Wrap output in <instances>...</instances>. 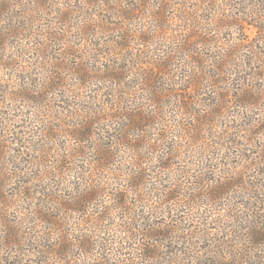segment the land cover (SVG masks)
Returning a JSON list of instances; mask_svg holds the SVG:
<instances>
[{
    "label": "trees",
    "instance_id": "trees-1",
    "mask_svg": "<svg viewBox=\"0 0 264 264\" xmlns=\"http://www.w3.org/2000/svg\"><path fill=\"white\" fill-rule=\"evenodd\" d=\"M24 1L26 0H6L5 2L8 3H0V21L3 18L4 21H11L5 26H0V67H4L6 71L16 69L20 72H30L31 75L39 73L40 80H43L39 70H43L50 61V56L45 57L44 55L45 42H42L40 48L32 46V48L25 49L24 54L18 51L12 55L7 54V44H13L10 41L23 38L25 34L32 36L33 39L40 36L55 43L65 42L68 33L66 28L62 32L57 31V28L56 31L45 30L46 32L42 36L39 32H31L29 24L34 22H39V25L49 24L44 21L49 22L47 17L53 13L59 14L57 20L69 21L71 19L70 11H77L79 14L82 9L69 12L63 9L54 10L53 3L55 1L53 0H31L36 6L28 9L20 8L14 11L13 8H10L11 6L22 7L25 5ZM199 1L200 3L196 5L192 13L199 15L197 13L207 11L212 14L210 17L185 16L187 15L186 8L189 7L187 0H82L87 8L97 6L106 8L108 12H116L121 20L116 27L111 25L112 22L97 26L96 38H102V40L92 43L95 57L96 55L102 58L106 57L111 61L116 51L122 50V48L124 50L134 48L131 45L135 41L146 48H151L149 45L151 46L154 39L160 42L157 43L159 44L157 50H162V54L147 50L142 54H135L138 58L139 55L142 57V55L146 56L151 53L150 58L154 61V66H157L155 74L149 71V76H143L140 73V79L145 80L142 83L145 85L142 90L148 88L147 90L151 93L146 101L154 110H151L152 114L148 116L138 112L140 109L135 110L136 112L131 115L122 114V119H126L137 113L136 125H122L119 133L112 132L108 135L103 131L105 127L102 123L104 122L92 120L91 115H87L85 121L74 124L76 129L72 130L71 136L75 137L77 144L73 148L70 147L65 153V163L54 162V158L60 153L56 148V150L51 147L44 148L45 144L40 145L38 142L40 139L36 145L34 142L31 148L20 131L17 132L20 136L8 138L11 136L8 134V130L12 132L10 127L14 123L12 120L13 123L10 126L7 125V122L5 126L0 125V204L6 208L21 202L31 205L29 208L25 207V210L28 211L24 213L23 217L29 220L20 223V225L30 224V227L25 226L26 230L22 228V232L19 234L15 230V227L18 226L7 222L5 230L2 229L6 236L8 235L0 239L2 250L16 248L20 246L21 239L27 240L24 250L33 252L32 255L38 258L37 264L40 262L45 264H190V259L195 260V256H192L191 253V244H198L202 238L209 240L210 236L206 234L201 237L194 236V230H192L194 226H192L193 228L186 226L184 221H187L188 218L179 215L185 212L183 196L184 192H187V188L190 190V187H182L179 183L160 187L162 182L168 183L170 180L166 174L172 170L175 172L176 163L174 160L183 157V155L186 156L188 151H195L197 142L206 140L201 137V132L205 134L207 130L213 131L212 134L218 135L220 140L228 138L234 148L244 147L238 145L241 142L236 139V135L247 131L255 142L256 139L257 142L263 139V143L259 147H264V51H261V48L259 52H255L254 57L258 61H253V65L247 66L246 60H242L244 64L240 60V57L246 59V55L238 56L234 52L236 47L240 48L245 45L242 43V38L236 46V43L231 42L235 38L221 41V37L217 38L213 35L217 33V30L222 32L223 29L234 28V30L240 31L242 24L249 23L255 25L260 31L262 37L259 39L264 43V9L261 8L264 1ZM54 19L56 18L54 17ZM147 20L154 23V28L146 27L144 21ZM174 20L185 23L181 26L187 29L186 34L179 35L177 33L174 35L171 32L172 36L168 35V30L173 29L171 27L174 25L172 24ZM85 21H90V17ZM133 21L138 23L134 22L133 24ZM136 24L144 25L141 32H135L134 28H130ZM208 26L213 27L208 28ZM91 29L89 25H85L81 29L80 38L83 39L85 36L86 39L89 35L87 32ZM146 29L152 37H143ZM90 33L94 38V33ZM166 42H169V45L165 46L168 49L163 50L161 44ZM218 42L220 45H217ZM198 45L211 48L216 46L220 51L211 54L210 58L203 57L200 56L202 50L200 54L198 50H194V47ZM246 46L243 49H246ZM255 47L258 50V47ZM233 53L236 54L232 56ZM26 55H28V59H26ZM202 55L205 53L202 52ZM140 59L143 63L142 58L139 57L137 64L141 63ZM23 60L29 62L32 65L31 68L25 67L24 70L22 66L19 69L18 62H23ZM186 60H190L191 64L194 63L193 70L191 72L179 71L180 67L192 69L186 64ZM209 62L212 64V72L207 69L205 72L200 63L206 65ZM51 65L53 78L40 83L41 90L45 91L27 88L20 92L23 94L21 96L23 99L47 105L43 97L46 92H48L47 94L51 92L50 95L53 97V93L58 94L59 90L62 91L66 87L63 82L61 84L59 81H63L65 76L71 75L68 74L71 69L66 67V63L63 65L61 62H51ZM58 70H61L60 75ZM84 71L81 67H76L71 72L80 76ZM101 72L103 75L100 82H115L113 86H117L118 79H120L117 68L112 67L110 70L104 69ZM241 72H245V75L241 78H233L238 83L231 86L232 83L229 81L231 75ZM163 79L166 80L167 85H175L177 89L166 88L160 93L158 91L152 93L155 85L160 87L165 84ZM182 80H185V86L179 88L184 85ZM205 81H210V83L205 84ZM206 88L210 89L212 103H207L200 98V95H196L197 92L206 90ZM117 91L114 89L111 94L112 101H118L119 96L122 95V92L117 93ZM18 96L20 95L18 94ZM171 96H173V100H169ZM210 104L215 107L213 111L210 110L214 119H210V113L205 114L199 108L194 109L196 106L210 108ZM3 110L4 108H2ZM50 110L53 112L54 102L46 110L49 114V121L52 117ZM58 112L62 113V111ZM30 114L36 120H40L44 116V113H41L42 117L34 112ZM221 114L232 116L235 125H230V128H236L235 136L233 134L232 137V133L229 134L228 131L226 133L222 131L219 134L214 129V126L217 128L222 126L218 123ZM47 124L44 129H41L38 137H47L53 144L54 141L57 142V135L53 134V127L47 126ZM71 125L73 126V124ZM38 131L36 132L38 133ZM90 142L93 143L89 145ZM12 145H16L18 148L16 149ZM25 149L33 152L28 151L24 155ZM212 155L216 156L215 153ZM81 158L85 160L83 165L80 163L77 165L71 161ZM260 159L261 164L264 165V150H261ZM206 160L198 165L201 164L200 166L207 171L213 170L215 160L210 161V158ZM44 163L52 165L51 168L45 169ZM200 170L202 169L198 170L199 173L202 172ZM182 171L187 172L191 177L192 174L189 170ZM250 171L253 174L243 172L244 174L241 175L239 171L233 170L231 176L225 177L226 181L220 188V191L224 190L222 191L223 197H226V193H230L234 187L243 188V184L246 183L245 176L253 178L250 180V186L247 187V190H251L249 193L256 190L259 183L263 187L264 169L254 168ZM65 174H72L77 180L82 179L77 190L74 188L67 192L63 191L64 188H60L67 186ZM237 175L243 177L244 180L239 178L233 182L231 179H236ZM257 176H261V180L256 179ZM201 177L199 174L196 177L199 181L195 183L193 190L196 188L201 190L203 186L209 187L218 181ZM182 178L186 179L184 176ZM48 181L51 183H47ZM171 181L178 182L179 179H171ZM192 183L194 184V181L189 182V184ZM40 187L43 190L39 189ZM205 196L210 199L209 192ZM212 196L215 197L216 194ZM244 206L252 211L249 213L250 215L258 216V211L254 208ZM115 212L120 214L121 223L114 221ZM70 215H74V217ZM228 217L229 214H226L225 218L221 219L222 221H218L217 224L224 226L218 225L214 233L231 235L233 225L229 226L230 221L228 220H232L233 223L237 219ZM163 218L166 220L158 222V219ZM204 225L208 226L206 222ZM221 227H225V229L218 230ZM116 229L120 230L116 233ZM101 233L104 236H101ZM205 235L209 237L206 238ZM262 235L263 238H261ZM262 235L254 237L250 232L252 243L258 248L259 245L264 244V233ZM17 236L20 237L19 242L16 240ZM197 239L199 240L197 241ZM194 240L196 242H193ZM218 241L224 240L219 238ZM178 243L186 246L190 252L183 251V249L176 252L177 250L172 249V247H176L174 244ZM224 243L222 242V244ZM204 251L209 253V250ZM233 251L236 252L234 249L229 250L225 255L230 257ZM215 254L220 259L218 252ZM184 255L187 256L184 257Z\"/></svg>",
    "mask_w": 264,
    "mask_h": 264
},
{
    "label": "rangeland",
    "instance_id": "rangeland-1",
    "mask_svg": "<svg viewBox=\"0 0 264 264\" xmlns=\"http://www.w3.org/2000/svg\"><path fill=\"white\" fill-rule=\"evenodd\" d=\"M6 0H0V3H8L5 2ZM11 1V0H10ZM55 1L53 3V9L57 10H65L66 12H69L70 10H79L82 9L81 13L77 14V11H70L71 19L69 21L64 20H57V17L59 14H51L48 15L47 18H49L48 21H44L49 24L45 25H39V22L30 23L29 26L31 27V32H39L41 35L46 32L45 30H54L57 28V31H64L65 28L68 30V33L66 35L65 42H52L50 39L45 37H36V39H33L32 36H29L25 34L23 38H17L13 39L10 42V44H7V54L12 55L15 52L21 51L23 54L25 53V49L37 47L40 48L42 46V42H45V50L44 55L45 57L50 56V61H48V65L44 66L43 70H39L42 74L43 80H49L50 78H53V72L52 71V63L61 62L63 65L66 63V67H69L72 71V69H75L76 67H81L84 69V73L80 76H76L75 72L68 71V74L65 76V80L59 81L63 82L65 84V88L61 91L59 90V93L56 92L53 93V97H51L50 93L47 94L46 92L44 99L46 100L47 105L39 104L37 102H33L29 99H23L21 96L23 95L20 93L23 92L27 88H35L38 91H45L41 90L40 83L43 82V80H40L41 75L37 73H32V75L29 73H26L24 71H16V69L13 70H4V67H0V125L5 126L6 122L7 125H11V131L8 130V134L11 135L8 138L17 137L20 136L17 132H21L24 136V139L32 148V144L35 142V145L37 141L41 144H45L44 148H53L57 149V152L60 153V155H57L54 158V162L60 161L62 163H65L66 157L65 153L67 150L70 149V147L76 146V139L74 136H71L72 130H75L76 126H74L75 123L83 122L86 119L87 115H91L92 120L95 121H102L104 123V129L106 135L116 132L119 133V129L122 125H136L137 122V113L133 116H130L126 119H122V114H133L136 111L142 112L145 116H148L149 114H152L151 110H154L149 103L146 101V98L150 97L151 94L147 89L142 90V88L145 87L142 83L145 82V80H141L140 76L141 74L143 76H149L148 73L151 71L152 74H155L157 66H154V61L150 58L151 53L147 54L146 56L139 55L140 58H142L143 63L140 62L137 64L138 58L135 55L136 53L142 54L143 52L150 51L154 53L162 54V50H157L159 47L160 42H157V39H154V42L149 45L151 48L142 47L139 45V42L135 41L131 46L134 48L132 49H125L122 48L119 51H116V54L114 57H112L111 61L108 60V58H102L100 56L96 57L95 51L93 50V44L95 42H100L102 38L98 39L96 38L97 35L96 32L98 31L97 26L100 24H106L112 22V26L116 27L119 22H121L119 16L116 14V12H108L106 11V8H87L82 2V0H76V1H70V0H53ZM238 0H234V2H237ZM264 1V0H263ZM131 2V1H129ZM189 2L188 6L186 8L187 15L185 16H193L194 17H210L212 14L206 12H200L197 13L199 15L193 14V9L196 8V5L200 3L199 0H187V3ZM225 3V2H224ZM24 6L22 7H10L13 8L14 11L18 10L20 8H31L33 6H36L34 2L31 0L24 1ZM264 9V5L261 7ZM53 10V11H54ZM95 13V14H94ZM81 15V16H80ZM9 17V16H6ZM54 17L56 19H54ZM90 17V21H85L87 18ZM18 21V20H17ZM62 21V22H59ZM140 22V20H138ZM7 22V23H6ZM11 21H0V26H5ZM136 21H133V24ZM143 22V21H142ZM146 24V27L148 28L151 26V28H154V23L151 20L144 21ZM138 23V22H136ZM174 24L169 29L168 35H170L171 32H173L174 35L177 33L180 34H186L187 29L182 28L180 20H174L172 22ZM89 25L92 29L87 32L89 35L85 39V36L83 39L80 38V34L82 33L81 29L85 26ZM132 25V24H131ZM185 25V23L183 24ZM207 25V24H206ZM262 25V24H261ZM264 25V24H263ZM69 26V27H67ZM213 26H208V28ZM241 30H234L233 29H223L222 32L217 30V33H214L213 35L217 38L221 37L222 40H230L235 38L234 40H231V42L236 43V46L239 44L240 38L243 39V44L247 45L246 49H243L245 46H240V48L236 47V52L238 56H245L240 57L241 63H243L244 60H246L247 66L253 65V61L257 62L258 60L254 57L255 52L264 51V43L260 41L259 38L262 37V34H260V31L256 28L255 25L244 23L241 26ZM130 28H134L135 32H141L144 28L143 24H136L135 26H130ZM177 29V30H176ZM214 29V28H213ZM37 30V31H36ZM95 30V31H94ZM146 33L143 37H152L150 36V33L148 32V29H146ZM180 30V31H178ZM93 32L95 37L93 38L92 33ZM239 32V34H238ZM101 34V33H100ZM113 34V33H111ZM116 34V33H115ZM139 34V33H138ZM42 35V36H43ZM103 36V34H101ZM218 35V36H217ZM240 35V36H239ZM172 36V35H170ZM238 37V39H236ZM106 38V37H105ZM220 41V39H219ZM169 42H166L165 44H161L163 50L168 49L165 46L169 45ZM217 45H220V42L217 43ZM258 47V50L256 47ZM170 48V47H169ZM195 51H200L205 53V55L200 56H206L207 58H210L211 54L217 53V51L220 49L216 48V46H213L212 48L209 46H200L194 47ZM211 49V50H210ZM213 49V50H212ZM222 50V49H221ZM213 51V52H212ZM118 53V54H117ZM236 53L231 54L232 56ZM97 54V52H96ZM29 55V54H28ZM28 55H26V59H28ZM256 55V54H255ZM261 55V54H260ZM53 58V61H52ZM96 58V59H95ZM243 60V61H242ZM18 62V67L21 69V67H29L31 68V64L29 62ZM134 62V64H133ZM136 63V64H135ZM110 64V66H108ZM186 64L194 67V63L191 64L190 60H186ZM238 64V63H237ZM21 65V66H20ZM116 65V66H115ZM259 65V62H258ZM200 66L202 69L207 72V70H210L212 72V64L206 63V65H202L200 63ZM239 66V65H238ZM117 68L118 76L120 79H118L117 86H113L115 82L109 83V82H100L102 78V72L101 70H110L111 68ZM237 66L235 67V69ZM207 69V70H206ZM244 69V68H243ZM68 70V69H66ZM192 69L190 68H182L180 67L179 71H187L191 72ZM195 70V69H194ZM240 70V69H239ZM59 75L61 74V70H58ZM71 72V73H70ZM141 73V74H140ZM211 74V73H210ZM213 74V73H212ZM243 75H245V72L241 73H233L231 75V79L229 80L233 86V84H237L238 82H235L233 78H241ZM29 76V78H27ZM81 79H80V78ZM210 77V76H209ZM208 78V77H207ZM89 80V81H88ZM205 80V79H204ZM41 81V82H40ZM165 82V84H162V86L155 85V89L152 93L158 91L159 93L162 90H165L166 88L171 89H177L175 85H167L166 80H162ZM184 85H181L179 88H183L185 86V80H182ZM58 82V81H56ZM170 83V82H169ZM210 81H205V84H209ZM210 88V87H209ZM114 89H117V93L122 92V95L119 96L118 101H112V93ZM17 93V95H16ZM127 93V94H126ZM18 94L20 96H18ZM42 94V93H40ZM200 95V98H202L207 103H212L211 101V93L210 89L206 88V90L197 92L196 95ZM190 95V94H189ZM36 96V93H35ZM57 98V100H55ZM63 100V103H62ZM169 100H173V96L169 98ZM54 102V110L51 112V120L49 121V114L47 113V107L52 106ZM118 103V105H116ZM120 104V106H119ZM61 105V106H60ZM122 106V107H121ZM2 108L4 110L2 111ZM199 108V110L203 111L202 113L209 114L210 113V119H214V116L211 115V111H213V104H210V108L207 106H196L194 109ZM211 110V111H210ZM62 111V113L58 112ZM37 113L39 116H41V113H44L43 118H40V120H36L30 113ZM203 115V114H202ZM42 117V116H41ZM219 125H222L217 128V126H214V129H216V132H219L221 134L226 133V131L233 134L236 132L234 128H230V125H235L234 120L232 116H228L227 114H221L219 116ZM5 120V121H4ZM13 122H12V121ZM107 120V121H106ZM39 121V122H37ZM48 122V124H47ZM47 126L53 127V134H55L57 138V142L52 144L50 139L47 137L40 138L38 137L39 132L41 129H44ZM73 124V126L71 125ZM195 124V123H194ZM210 127V126H209ZM56 129V130H55ZM37 130L38 133L36 132ZM213 132V131H212ZM210 130H207L205 134L202 133V138L206 139L203 140L204 142H197V147L194 149L195 151L190 152L188 151L187 155L179 159H175L176 163V170L175 172L172 170L166 175L168 176L169 182L165 183L162 182V186H170L172 183H179L182 187H190V190L187 188V192H184L183 199L185 200V205H183V208L185 212L180 213V216H186L188 219L187 221H184V224L188 227L194 226L192 230H194V236L201 237V235L206 234L210 236V239H197L199 242L198 244H191V253L192 256H195V260L192 261L190 259V264H264V244L259 245V248L252 243V239L250 236V232L253 233V236L260 237L262 233H264V184L262 187V184L259 183L258 188L256 190L249 193L251 190L248 189L250 180L253 178H249L245 176L246 183L243 184L242 187H234L230 193H226V197H223V189L220 188L225 182V177L231 176V173L233 170H237L240 172V174H253L252 171L255 169H264V165L260 162V156H261V150H264V147H259L260 144H262V140L256 139V142L253 140V138L250 136L249 132H244L242 134L236 135V139L240 140V144L243 145L239 146V148H234L230 140L228 138H225L221 140L218 139V135L215 133L212 134ZM41 133V132H40ZM222 133V134H223ZM18 134V135H17ZM61 136V137H60ZM235 136V134H234ZM246 137V139H245ZM210 138V139H208ZM250 138V140H248ZM209 140V141H208ZM261 141V142H260ZM95 142V141H94ZM90 142L89 145H91ZM207 143V144H206ZM219 143V145H217ZM258 144V146H257ZM49 145V146H48ZM237 145V146H238ZM14 148H18L16 145H12ZM202 146V147H201ZM236 146V145H235ZM12 147V148H13ZM55 149V150H56ZM124 149V148H122ZM213 150V151H212ZM12 151V150H11ZM28 149L24 150V155L28 152ZM33 152V151H29ZM89 153V152H88ZM212 153H215L216 156H213ZM41 154V153H38ZM54 154V153H52ZM210 154V155H209ZM125 157V156H124ZM210 158V161L212 159L215 160L213 164H215V168L213 167V170L207 171L203 169L199 163L203 161H207L206 159ZM127 159V158H126ZM70 161V160H67ZM75 164L83 165L84 159H73L71 160ZM210 163V162H209ZM67 164V163H66ZM45 169H50L52 165L49 163H44L43 165ZM210 166V164H208ZM177 169L179 170L177 172ZM199 169H202L199 173ZM182 170H189L192 174L191 177L187 172H183ZM244 172V173H243ZM202 176L201 178H209V180H218L216 183H213L212 186L209 187L203 186V188L195 189V183H197L196 177ZM164 175V176H166ZM186 177V179H183L182 177ZM182 178V180H181ZM243 177H239V175L236 176V179H231L233 182L237 181V179ZM173 180H178V182H172ZM256 179L261 180V176H257ZM81 180L74 179L73 175L65 174V182H67V186L60 188H64L63 191L70 192L75 188L77 190L78 184H81ZM194 181V184H189V182ZM229 181V180H228ZM232 182V183H233ZM47 183H51V181H48ZM46 185V184H44ZM151 185V184H150ZM72 186V187H71ZM197 186H199L197 184ZM246 186V187H245ZM71 187V188H70ZM181 187V191H182ZM85 189V187H82ZM208 188V189H207ZM42 189L43 188H39ZM207 192V193H205ZM210 193V199H208L206 194ZM216 194L215 197L212 195ZM253 195V196H252ZM221 196V197H220ZM195 200V201H193ZM187 204V205H186ZM244 205L250 206L254 208V210L258 211V216L255 217L252 214V211L248 210ZM31 205L19 203L17 205L11 206L10 208H6L3 206V204H0V213L1 219H0V239L3 236H6L5 231H2V229L5 230V225L7 222H10L15 227V230L20 234L23 230H26V227H30V224L25 225V223L21 224V221H28L29 219H25L24 213L28 210H25V207L29 208ZM115 214L114 221L117 223H121V217L120 214ZM226 214H229V219L236 218L237 221L232 223V220L228 223V225H233L231 235L226 236L227 234H220V233H214L216 232L215 228L218 227L217 224L219 220L222 218H225ZM73 216L74 215H70ZM208 217V218H207ZM243 217V219H241ZM184 218V217H183ZM166 220V219H158V222ZM250 220V221H247ZM31 221V220H30ZM222 221V220H221ZM204 222H206V225H204ZM23 225V227H22ZM26 226V227H25ZM224 226V225H222ZM226 227V226H225ZM225 227L218 228V230H223ZM204 228H206L204 230ZM120 229H116L115 232L117 233ZM201 233V234H200ZM220 234V235H219ZM230 234V231H229ZM101 236H104L103 233L100 234ZM205 235V237H206ZM8 236V235H7ZM6 236V237H7ZM21 236V235H19ZM53 236V235H52ZM207 236L206 238H208ZM22 237V236H21ZM54 237V236H53ZM20 237H16V240L19 242ZM223 239L224 241H218V239ZM263 238V235L261 236ZM20 246L16 248H10L8 250H2L0 247V264H37L38 258H35L34 255H32L33 252H28L24 250L25 243H27V240L21 239ZM193 242H196L195 240ZM222 242H225L222 244ZM176 247H172V249L179 250L183 249V251L190 252V249H187L186 246L181 245L180 243L174 244ZM1 246V245H0ZM170 246V245H169ZM193 247V250H192ZM240 249H238V248ZM236 250V252H231V256H226V251L229 250ZM204 250H209L207 253ZM226 250V251H225ZM215 252H218V255L220 256V259L216 257ZM188 254V253H187ZM194 254V255H193ZM187 255H184L186 257ZM261 256V257H260ZM179 257V256H178ZM192 258V257H191ZM228 259V260H227ZM40 264H45L41 263Z\"/></svg>",
    "mask_w": 264,
    "mask_h": 264
}]
</instances>
